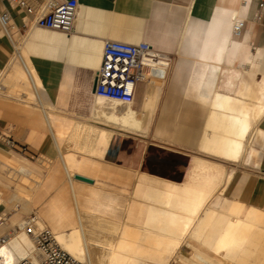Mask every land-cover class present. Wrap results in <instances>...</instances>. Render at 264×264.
Returning <instances> with one entry per match:
<instances>
[{"label": "crops", "instance_id": "obj_1", "mask_svg": "<svg viewBox=\"0 0 264 264\" xmlns=\"http://www.w3.org/2000/svg\"><path fill=\"white\" fill-rule=\"evenodd\" d=\"M29 2L38 8V0ZM4 9L11 19L10 37L0 32V68L5 71L0 119L11 128L17 142L28 145L44 160L32 161L0 145V236L9 234L11 228L15 231L25 221L23 214L35 213L49 227L52 222L48 217L59 210L75 216L70 176L81 192L80 200L93 188L111 192L120 205L117 214L123 217L125 201L132 197L136 184L143 188L145 182L139 175L144 170L133 168L129 160L121 161L122 151L113 147L122 129L95 118L97 96L92 88L105 39L146 41L169 55H180L166 71L163 84L154 80L155 86L144 87L142 108L131 104L139 114L132 124L137 131L131 132L146 134L159 105L175 115L161 117L154 136L194 145L208 156L200 148L209 112L201 96L211 99L216 92L239 95L245 70L255 68L257 78L264 74V0H78L74 28L69 33L36 26L35 11L28 5L13 7L8 0H0V11ZM233 17L245 20L244 29L217 61L213 58L217 45L231 29ZM16 48L19 56L14 55ZM45 107L53 109L51 114ZM194 118L200 119L196 132L192 130ZM255 120L244 156L231 162L261 169L264 174V111ZM86 122L115 133L87 135L83 131ZM220 163L233 167L236 173L235 166ZM77 174L93 182L76 178ZM238 174L246 176L233 174L228 183L232 182L231 196L223 193L222 198L264 210V195L257 202L264 175L251 170Z\"/></svg>", "mask_w": 264, "mask_h": 264}, {"label": "bare ground", "instance_id": "obj_2", "mask_svg": "<svg viewBox=\"0 0 264 264\" xmlns=\"http://www.w3.org/2000/svg\"><path fill=\"white\" fill-rule=\"evenodd\" d=\"M233 27L234 17L231 29L220 38L215 60H222L227 44L238 36ZM15 54L19 56L17 48ZM166 71L163 77L154 80L163 84ZM244 74L241 89L238 86L239 95L214 92L211 99L200 98L209 107L200 148L210 156L240 161L251 138L253 120L260 118L264 111V74L257 78L253 67ZM93 93L97 96L94 100L96 119L120 130L137 131L132 124L138 121L139 114L131 104ZM44 109L47 114L53 110ZM83 125L87 135L95 131L108 136L115 133L87 122ZM219 163L194 155L182 180L141 171L139 180L145 184L142 188L137 183L132 197L125 201L128 204L124 217L117 214L120 205L111 192L93 188L80 200L81 192L70 176L76 215H65L59 210L57 215L48 217L51 227L38 215L35 232L49 229L61 248L82 264H172V261L178 264H264V210L246 208L238 199L230 203L222 198L234 168L225 170ZM246 196L247 192L243 197ZM17 229L7 234L5 242L0 244V259L4 264H15L24 258L38 259L36 244L25 230V221H21Z\"/></svg>", "mask_w": 264, "mask_h": 264}, {"label": "built area", "instance_id": "obj_3", "mask_svg": "<svg viewBox=\"0 0 264 264\" xmlns=\"http://www.w3.org/2000/svg\"><path fill=\"white\" fill-rule=\"evenodd\" d=\"M13 7L28 5L35 11L36 26L69 33L74 28L78 0H38V8L29 0H8ZM255 17H259L257 12ZM11 15L7 9L0 11V32L10 37ZM245 20L234 17V31L240 35ZM169 62L165 63V59ZM171 65V57L146 41L128 42L117 39H105L100 65L95 72V93L98 96L126 104H134L141 89L148 82L164 76L166 67ZM4 69L0 68V93L5 88ZM0 142L13 146L16 142L11 128L0 119ZM35 213L25 218V230L34 239L37 247L36 261L24 258L15 264H82L77 258L61 248L49 229L35 232ZM1 223V221H0ZM11 233L13 229H10ZM7 234L0 236V244L5 242ZM0 264L4 262L0 259Z\"/></svg>", "mask_w": 264, "mask_h": 264}, {"label": "rangeland", "instance_id": "obj_4", "mask_svg": "<svg viewBox=\"0 0 264 264\" xmlns=\"http://www.w3.org/2000/svg\"><path fill=\"white\" fill-rule=\"evenodd\" d=\"M170 57H171V64L175 60H180V55L178 56L170 55ZM150 85L155 86L156 84L153 82ZM165 90H166V85H165ZM142 92H143V89L140 90L134 102V107L139 108V109L142 108V105H143ZM166 109H163V108L160 109L159 105L157 106L154 112V115H153V119L151 123L149 124L148 131L146 134L121 130L123 134L118 136V138L116 139L113 145V147L122 151V155L119 156V159L121 161L129 160L131 161V165L133 168L144 170L151 174H156V175L174 179V180H182L186 175L187 168L191 164L192 156H194L193 154H199V155L207 156L215 161L224 162L227 165L235 166L236 173H237V174L235 173V169H234L233 174L235 176L237 175H241L242 177L246 176V174H238V173H241L243 170L254 171L256 175H264L263 172H261V169L255 170L254 167H248L242 163L224 161L226 159L222 161L221 159L223 158L218 157L219 158L218 159L217 156L211 155L212 157H210L198 151L194 145L184 146L181 144L172 143V142L165 141V140L155 137L154 130L160 118L165 115L166 116L175 115V113L169 112ZM194 115H198V113L195 112ZM191 121H192L191 122L192 130L196 132L197 130L196 126L200 123V119L194 118ZM184 128L188 130L189 127L187 128L184 127ZM0 145L7 150H13L15 152H18L20 155L25 156L32 161H38V160L43 159L41 154L34 152L32 148H30L28 145L19 143L17 141L11 147L6 146L1 143ZM219 166L224 169L226 168L225 170H229L230 168H232L230 167L228 169L222 163H219ZM231 183L228 185V187L224 191V195L227 197L231 196L230 192L228 191L229 186H231ZM258 187L260 188L257 193V202H259L261 200V197L264 195V180L260 181ZM250 201L255 202L253 201V199ZM10 215L11 214L9 213V216ZM27 216H28L27 214H23L24 218H26ZM11 229H13V232L18 230L16 229L14 231L15 228H11ZM184 249L187 250V248H184ZM36 253L37 251L35 252V254ZM171 263L178 264L177 261H172Z\"/></svg>", "mask_w": 264, "mask_h": 264}, {"label": "water", "instance_id": "obj_5", "mask_svg": "<svg viewBox=\"0 0 264 264\" xmlns=\"http://www.w3.org/2000/svg\"><path fill=\"white\" fill-rule=\"evenodd\" d=\"M95 84H96V78H94L93 88H92V90H93L94 92H95ZM76 176H77L78 178H80V179H83V180H86V181H89V182H92V181H93L92 178L87 177V176H85V175L77 174Z\"/></svg>", "mask_w": 264, "mask_h": 264}]
</instances>
